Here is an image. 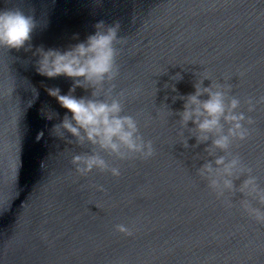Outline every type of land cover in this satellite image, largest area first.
<instances>
[{
  "label": "water",
  "instance_id": "1",
  "mask_svg": "<svg viewBox=\"0 0 264 264\" xmlns=\"http://www.w3.org/2000/svg\"><path fill=\"white\" fill-rule=\"evenodd\" d=\"M4 8L33 14L37 28L31 51L0 46V264H264V225L241 209L243 194L226 193L228 208L198 174L227 154L209 155L211 140L197 144L178 115L197 82L230 86L254 121L231 152L264 188V0H0ZM100 21L118 22L126 41L101 98L119 99L155 149L148 160L101 152L119 177L76 172L73 156L91 146L53 130L66 110L46 91L67 94L73 81L39 75L33 55L84 42Z\"/></svg>",
  "mask_w": 264,
  "mask_h": 264
},
{
  "label": "clouds",
  "instance_id": "2",
  "mask_svg": "<svg viewBox=\"0 0 264 264\" xmlns=\"http://www.w3.org/2000/svg\"><path fill=\"white\" fill-rule=\"evenodd\" d=\"M36 28L37 21L33 14L20 8L0 9V46L8 50L19 51L23 48L31 51L30 41ZM95 28V33L87 36L84 42L66 50H45L41 46L36 48L33 55L38 57L36 71L39 75L49 79L64 76L73 81L67 94H61L58 87L48 88L46 91L66 110L59 123L52 126L53 130L62 129L61 136L67 133L79 145L91 146L89 153L73 156L72 164L76 172L80 176H87L96 169L119 177L120 169L111 166L101 152L119 160L136 156L148 160L155 155V149L153 142L145 140L140 134L136 119L123 114L124 107L119 99L101 98V86L115 80L119 74L115 45L126 41L118 38V22L106 26L100 21ZM177 77L182 78L179 74ZM204 79L209 78L206 76ZM77 88L91 89V95L77 97L74 95ZM194 88V93L179 97L185 101L183 110L178 112L181 126L187 127L189 123L194 125L190 131L197 144L211 140V145L206 149L209 155H214L217 149L227 154L205 162L198 169L199 176L207 181L217 198H224L228 208L233 207V204L226 193L243 194L239 201L241 209L256 223L264 225V188L260 187L257 178L251 174L252 169L247 168L241 158L231 152L235 141L248 138L250 132L244 125L245 122L252 125L253 119L238 110L241 104L238 98H228L230 86L212 81L205 87L201 80L194 84ZM175 90L173 87V91ZM246 103L249 112L255 110L256 105L251 98ZM256 103H264V96ZM55 115L59 117V113L55 112ZM72 142L68 140V143ZM184 146H188L187 140L184 141ZM245 173L246 178L237 187L234 181ZM99 190L104 191L102 186ZM116 230L129 237L134 234L123 224L116 225Z\"/></svg>",
  "mask_w": 264,
  "mask_h": 264
}]
</instances>
